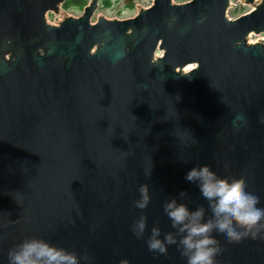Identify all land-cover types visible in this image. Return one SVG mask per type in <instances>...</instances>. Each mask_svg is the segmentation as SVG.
Returning <instances> with one entry per match:
<instances>
[{
    "label": "water",
    "instance_id": "obj_1",
    "mask_svg": "<svg viewBox=\"0 0 264 264\" xmlns=\"http://www.w3.org/2000/svg\"><path fill=\"white\" fill-rule=\"evenodd\" d=\"M67 1L0 0V264L30 237L84 264H184L145 240L172 231L162 205L180 192L207 207L188 170L244 179L264 207V44L247 42L264 34V0H244L253 10L235 20L231 0H154L96 26L91 0L50 25ZM218 243L216 264H264V229Z\"/></svg>",
    "mask_w": 264,
    "mask_h": 264
},
{
    "label": "clouds",
    "instance_id": "obj_2",
    "mask_svg": "<svg viewBox=\"0 0 264 264\" xmlns=\"http://www.w3.org/2000/svg\"><path fill=\"white\" fill-rule=\"evenodd\" d=\"M122 55L117 54L114 60ZM184 179L196 186L207 207L190 209L183 202L187 197L183 191L179 198L166 200L162 210L172 231L162 233L158 226H153L145 240L149 252L167 255L168 249L175 247L184 264H216L220 255L218 241L237 244L245 238H256L264 229V207L244 179L222 178L208 165L191 168ZM139 192L140 199L134 202V207L144 210L149 204L146 187L141 186ZM146 229L145 216L131 225L138 239L144 236ZM86 260L84 255L39 237L26 238L7 252V264H84Z\"/></svg>",
    "mask_w": 264,
    "mask_h": 264
},
{
    "label": "rangeland",
    "instance_id": "obj_3",
    "mask_svg": "<svg viewBox=\"0 0 264 264\" xmlns=\"http://www.w3.org/2000/svg\"><path fill=\"white\" fill-rule=\"evenodd\" d=\"M85 4H88L90 0H82ZM192 0H172L174 5H182ZM81 2V1H80ZM80 2H74L69 6V9L61 7V13L63 16L60 18L59 14L49 13L47 15V22L56 26L64 18H78L83 15V6H80ZM154 0H98V8L91 19V23L97 21L98 18L103 17L107 20L113 21H125L134 18L138 14V8L146 10L150 8ZM233 5L227 11V17L230 20H235L250 11L253 10L252 6L243 4L244 0L236 2L232 0ZM240 2V3H239ZM249 44H264V34L260 36H249L247 39Z\"/></svg>",
    "mask_w": 264,
    "mask_h": 264
},
{
    "label": "flooded vegetation",
    "instance_id": "obj_4",
    "mask_svg": "<svg viewBox=\"0 0 264 264\" xmlns=\"http://www.w3.org/2000/svg\"><path fill=\"white\" fill-rule=\"evenodd\" d=\"M239 1H242V0H239ZM231 2V1H230ZM240 3V2H239ZM90 4H91V0H90V2L88 3V4H86L85 6H83V15H84V11H85V8L86 7H88V6H90ZM230 6H231V3H230ZM98 8V7H97ZM97 10V9H96ZM96 10H95V12H96ZM95 12H94V14H95ZM94 14H93V16H94ZM82 15V16H83ZM82 16H80V17H78V18H75V19H79V18H81ZM92 16V17H93ZM227 17V16H226ZM101 18H103V17H100V18H98L97 19V21L96 22H94V23H91V20H90V24L92 25V26H96L98 23H99V20L101 19ZM92 19V18H91ZM105 19V18H104ZM105 20H107V19H105ZM108 21H110V20H108ZM113 21H116V20H113ZM62 22V21H61ZM60 23V22H59ZM57 26V25H56Z\"/></svg>",
    "mask_w": 264,
    "mask_h": 264
},
{
    "label": "trees",
    "instance_id": "obj_5",
    "mask_svg": "<svg viewBox=\"0 0 264 264\" xmlns=\"http://www.w3.org/2000/svg\"><path fill=\"white\" fill-rule=\"evenodd\" d=\"M81 1V2H80ZM74 2H80V6H85L86 4H85V2H83L82 0H69V1H67L64 5H63V8L64 9H69V6L71 5V4H73Z\"/></svg>",
    "mask_w": 264,
    "mask_h": 264
},
{
    "label": "bare ground",
    "instance_id": "obj_6",
    "mask_svg": "<svg viewBox=\"0 0 264 264\" xmlns=\"http://www.w3.org/2000/svg\"><path fill=\"white\" fill-rule=\"evenodd\" d=\"M63 16V14L60 12V18ZM59 25V24H58Z\"/></svg>",
    "mask_w": 264,
    "mask_h": 264
},
{
    "label": "built area",
    "instance_id": "obj_7",
    "mask_svg": "<svg viewBox=\"0 0 264 264\" xmlns=\"http://www.w3.org/2000/svg\"><path fill=\"white\" fill-rule=\"evenodd\" d=\"M232 5H233V2H232V0H231V6H232ZM231 6H230V7H231ZM227 18H228V17H227ZM228 19H229V18H228ZM229 20H230V19H229Z\"/></svg>",
    "mask_w": 264,
    "mask_h": 264
}]
</instances>
